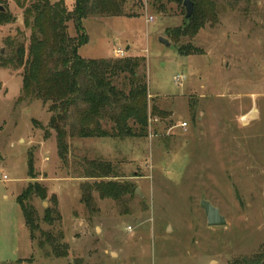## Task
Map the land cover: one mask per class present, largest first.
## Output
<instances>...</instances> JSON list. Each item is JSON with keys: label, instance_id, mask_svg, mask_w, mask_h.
Segmentation results:
<instances>
[{"label": "rangeland", "instance_id": "rangeland-1", "mask_svg": "<svg viewBox=\"0 0 264 264\" xmlns=\"http://www.w3.org/2000/svg\"><path fill=\"white\" fill-rule=\"evenodd\" d=\"M66 2L75 8V0ZM216 2L217 19L182 38L200 49L188 56L167 30L183 24V4L160 12L151 0H127L123 15H91L82 31L68 22L72 37L88 35L79 48L86 59L145 58V137H69L62 158L51 103L21 98L24 67L0 63V171L10 177L0 183V264H250L264 251V0ZM21 3L31 1L0 0L16 18L0 25L5 58L19 43L26 51L30 45ZM153 106L161 114L153 115ZM99 160L113 173L88 177ZM101 180L133 191L101 196L94 186ZM35 181L48 191L47 199L28 201L40 223L32 240L17 197ZM202 198L221 210L226 225H208ZM47 208L52 222L44 219ZM41 230L54 234L65 255Z\"/></svg>", "mask_w": 264, "mask_h": 264}, {"label": "trees", "instance_id": "trees-1", "mask_svg": "<svg viewBox=\"0 0 264 264\" xmlns=\"http://www.w3.org/2000/svg\"><path fill=\"white\" fill-rule=\"evenodd\" d=\"M25 9V23L31 27V39L26 51L24 45L16 47L13 57L5 58L0 50V63H15L24 67L23 96L40 98L50 104L53 112L50 127L57 132L59 153L66 159L69 148L68 138H99L131 136L145 137L149 125V83L147 75L140 71L145 58L86 59L80 54V46L88 42L83 33L75 38L68 33V22L74 21L77 32L83 30V20L91 15L121 16L127 0H75V8L70 10L66 0H30ZM185 0H151L153 5L165 11L168 4L184 5ZM195 2L194 15L178 28H168V32L178 45L182 55L195 54L200 49L191 43H182V38H192L206 22L216 20L218 13L216 0H192ZM16 18L7 8L0 6V25L11 23ZM123 79L122 85L118 82ZM153 115L161 114L156 106ZM104 120L111 123L104 126ZM91 178L111 176L113 166L109 162L91 161ZM31 166V165H30ZM31 166L30 172H33ZM32 174V173H31ZM101 196L114 199L132 192L133 185L120 181L101 180L94 184ZM47 188L40 182L30 183L17 197L25 216L32 240L40 230L36 209L28 204L34 195L47 199ZM51 198H55L53 194ZM91 197L87 196V200ZM44 219L53 221L52 208L45 210ZM42 231V230H41ZM45 241L53 243L58 255H65L55 243L51 232L42 231ZM42 243V242H41ZM20 261V259H19ZM250 264H264V251L256 254Z\"/></svg>", "mask_w": 264, "mask_h": 264}, {"label": "water", "instance_id": "water-1", "mask_svg": "<svg viewBox=\"0 0 264 264\" xmlns=\"http://www.w3.org/2000/svg\"><path fill=\"white\" fill-rule=\"evenodd\" d=\"M184 6L187 13L186 19L192 18L195 10V2H193L192 0H185ZM161 43H163L166 46H171L170 41L165 37L161 38ZM136 193L143 196L140 192V188L136 189ZM201 206L206 212L207 223L209 226L216 227V226L226 225L227 223L226 217L222 214L221 210L217 206H215L210 200L202 198Z\"/></svg>", "mask_w": 264, "mask_h": 264}, {"label": "built area", "instance_id": "built-area-1", "mask_svg": "<svg viewBox=\"0 0 264 264\" xmlns=\"http://www.w3.org/2000/svg\"><path fill=\"white\" fill-rule=\"evenodd\" d=\"M151 20H153V17H151ZM117 54L119 57H124L125 56V52L121 49L117 50ZM182 126H187V122H184L181 124ZM10 177L8 175V173L0 171V183L1 182H6L9 181Z\"/></svg>", "mask_w": 264, "mask_h": 264}, {"label": "crops", "instance_id": "crops-1", "mask_svg": "<svg viewBox=\"0 0 264 264\" xmlns=\"http://www.w3.org/2000/svg\"><path fill=\"white\" fill-rule=\"evenodd\" d=\"M127 48H129V47H127Z\"/></svg>", "mask_w": 264, "mask_h": 264}]
</instances>
